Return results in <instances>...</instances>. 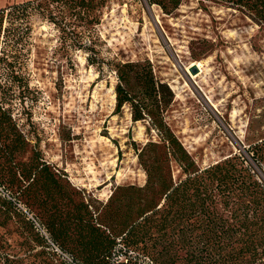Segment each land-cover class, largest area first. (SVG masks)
I'll return each instance as SVG.
<instances>
[{
    "label": "rangeland",
    "instance_id": "1",
    "mask_svg": "<svg viewBox=\"0 0 264 264\" xmlns=\"http://www.w3.org/2000/svg\"><path fill=\"white\" fill-rule=\"evenodd\" d=\"M23 1L0 0V8ZM51 14L3 18L0 26V102L28 142L15 165L2 169L7 161L0 159L1 172L11 178L13 166L38 160L71 195H56L55 209L40 180H14L12 188L44 222L55 215L70 220L84 202L89 219L110 225L114 235V202L127 200L116 188L145 183L137 154L159 135L148 118L132 120L128 104L115 109L117 62H148L168 86L163 121L197 166L236 153L264 183V29L251 18L211 0H181L169 12L147 0H110L93 24L75 25L57 5ZM78 37L90 47L72 46ZM93 52L98 64L89 65ZM169 165L177 178V162ZM110 256L148 261L141 249L119 243ZM0 264L64 263L19 214L0 207Z\"/></svg>",
    "mask_w": 264,
    "mask_h": 264
},
{
    "label": "trees",
    "instance_id": "2",
    "mask_svg": "<svg viewBox=\"0 0 264 264\" xmlns=\"http://www.w3.org/2000/svg\"><path fill=\"white\" fill-rule=\"evenodd\" d=\"M147 1L167 12L181 2ZM211 1L238 10L264 29V0ZM109 2L26 0L1 7L0 26L3 18L24 21L34 13L49 17L55 5L59 11H67L77 21L75 25L93 24ZM71 42L78 49L90 47L83 46L80 37ZM96 57V52L87 54L88 64H98ZM113 70L117 78L115 109L128 104L132 120L148 118L159 135V141L145 143L137 154L146 174L144 185L116 188L123 190L127 200L121 206L114 202V235L110 225L89 219L92 214L84 202L74 205L77 210L69 214L70 220L55 215L46 223L23 201L21 190L11 186L14 180L27 182L26 186L40 180L44 200L55 209L60 206L56 195L69 201L71 195L64 196L66 191L55 172L38 160L20 170L13 166L11 178L1 172L16 164L14 159L28 143L1 102L0 159L7 165L0 169V207L19 214L45 249L64 264H141L135 256L110 261L111 249L118 243L130 251L141 249L147 264H264V183L236 153L205 167L196 165L163 121L162 112L170 101L165 90H170L155 79L148 62H117ZM171 159L180 169L177 178L171 172ZM260 160L264 165V156ZM116 195L114 191V198ZM68 241L74 244L71 248Z\"/></svg>",
    "mask_w": 264,
    "mask_h": 264
},
{
    "label": "water",
    "instance_id": "3",
    "mask_svg": "<svg viewBox=\"0 0 264 264\" xmlns=\"http://www.w3.org/2000/svg\"><path fill=\"white\" fill-rule=\"evenodd\" d=\"M192 70L193 72H196V66H193Z\"/></svg>",
    "mask_w": 264,
    "mask_h": 264
}]
</instances>
